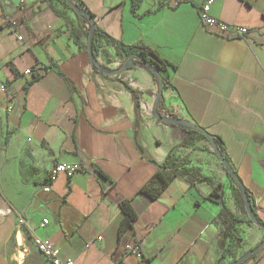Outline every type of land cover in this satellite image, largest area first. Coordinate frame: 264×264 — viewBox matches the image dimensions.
<instances>
[{"label": "crops", "instance_id": "obj_1", "mask_svg": "<svg viewBox=\"0 0 264 264\" xmlns=\"http://www.w3.org/2000/svg\"><path fill=\"white\" fill-rule=\"evenodd\" d=\"M21 1L0 0V100L12 128L0 147V264H50L34 237L74 264H228L218 240L230 221L208 197L217 189L241 219L238 187L206 138L153 114L158 103L161 116L222 139L264 226V0H216L211 7L213 18L250 30L245 40L204 29L198 7L208 0L176 8L172 0H140L135 13L130 0H80L116 43L150 48L177 67L168 68L161 97L154 75L136 61L118 76L100 73L87 50L89 25L72 0L53 2L60 16L45 0ZM97 58L110 71L125 61L105 42ZM35 73L41 78L28 85ZM170 156L189 175L161 170ZM57 164L81 170L50 183ZM147 187L161 190L157 198L143 193ZM123 201L136 212L133 231L125 225L120 232ZM258 232L253 250L264 243ZM134 243L141 258L126 252ZM244 264H264V247Z\"/></svg>", "mask_w": 264, "mask_h": 264}, {"label": "trees", "instance_id": "obj_2", "mask_svg": "<svg viewBox=\"0 0 264 264\" xmlns=\"http://www.w3.org/2000/svg\"><path fill=\"white\" fill-rule=\"evenodd\" d=\"M45 1L48 4V8L52 9L58 16H60V13L55 10V8L53 6V2L54 1H60V2H63L64 4H67L69 2V0H45ZM72 1L75 3L74 4L75 7L79 10V12L81 14H84L85 12L89 13L88 11H86L84 9V5L80 0H72ZM130 1L132 2L133 12L135 13L140 8V5H141L140 0H130ZM81 16H82V19L89 25V29L87 30V32L89 33L90 23L86 18L83 17V15H81ZM73 34L75 36V41L77 43H79L81 36L77 35V33H75V32ZM103 42H105L106 44H109V45L116 46L117 54L121 58L127 59L131 55H136L143 63L150 64L161 75L162 80H163V88L166 89L169 86L168 68L171 67L172 69L176 70L177 67L175 65L170 64L168 61L164 60L156 51H154L150 48H147V47H141V48L128 47L122 43H116V41L114 39H112L106 33L100 31L97 28L95 31V34L93 36L92 44H91V48H92V51H93L95 56H98L99 51L102 48ZM136 63L145 67L144 64L139 62V61H136ZM40 78H41V75L36 74V73L33 74V77L31 79V81H29L28 85L35 83ZM154 78L157 81V77L155 75H154ZM185 131H187L189 133H196L195 131H192V130H185ZM202 137L205 138L203 135H202ZM216 142L218 144V147H219L221 153L224 155V157L227 160L228 154H227V151H226V148H225V145H224L222 139L217 137ZM191 143L192 142L188 140L184 143V145H191ZM160 169L161 170H171L175 176H187V175H189L188 170H185V169H183L182 171L179 170V167H177L175 161L173 160V158L171 156L166 160V162L164 164H162L160 166ZM196 177H198V176H196ZM156 178L161 180L162 188H164L168 185V180L162 176L161 172H159L157 174ZM198 178H200V177H198ZM199 181L211 183V181L208 179H199ZM190 182L192 185H195L194 181H190ZM160 191H161L160 189H154L152 187H147L143 190V193L148 195L149 197L155 199L160 194ZM236 191H237L236 197H235L236 203L238 205H240L241 207H243V209H245L244 202H243V199H242V196H241L239 189L236 188ZM246 193H247V196H248L252 206L254 207L253 199H252L250 193L247 190H246ZM208 199L221 204L223 207L222 217L224 218L225 221H230L229 225L227 226V228L224 231V242L221 244V247L223 250L221 260H224L226 258L231 257L232 250L235 247L236 240H237L235 237V232H236L235 224L240 223L242 221L239 218L233 216L228 211V209L225 206L224 200H223V195L218 193L217 189H214V191L208 197ZM120 210L124 216L122 225L120 227L121 228L120 232L123 230V227L125 225L129 226L131 228V230L133 231L135 222L137 220V215H136V212L133 209L131 203L129 201H123L120 204ZM254 214L256 215V217L258 219V216H257L255 210H254ZM258 221L260 222L261 225H263L259 219H258ZM249 223H252V222L249 221ZM225 240H228L226 244H225Z\"/></svg>", "mask_w": 264, "mask_h": 264}, {"label": "built area", "instance_id": "obj_3", "mask_svg": "<svg viewBox=\"0 0 264 264\" xmlns=\"http://www.w3.org/2000/svg\"><path fill=\"white\" fill-rule=\"evenodd\" d=\"M23 2L24 1L22 0L21 3ZM191 2V0H172L170 2V6L171 8H176L181 4ZM215 2L216 0H208L203 5L198 7L200 20L204 29L212 35H216L225 39H247L250 34V30H248L247 28L226 24L218 19L213 18L210 15L211 7ZM26 74L30 75L31 71L28 70ZM3 91L5 92L6 88H3ZM7 110L11 111L12 108L8 107ZM162 116L165 118L173 119V116L170 114H162ZM79 170H81V168L77 165L57 164L51 172L50 183L55 181L60 174L72 175ZM45 191L50 192V185L46 187ZM19 224L28 228V222L23 218L19 219ZM48 224V220H44L42 223L43 227L47 226ZM33 240L38 251L50 264H74V262L70 259L64 261L60 258L61 251L56 245L48 241H44L38 237H34ZM125 249L128 254L135 255L139 258L142 257L141 248L136 243L128 244Z\"/></svg>", "mask_w": 264, "mask_h": 264}, {"label": "water", "instance_id": "obj_4", "mask_svg": "<svg viewBox=\"0 0 264 264\" xmlns=\"http://www.w3.org/2000/svg\"><path fill=\"white\" fill-rule=\"evenodd\" d=\"M69 5L77 14H79L80 16L83 15V17L86 18L90 23V31H89V35H88L87 50H88V54H89V57H90L92 64L95 65L99 69L100 73H102L103 75L108 76V77H114V76H118L119 74H121L124 71H127L132 66L134 61H139V62L143 63L136 55H131L127 59H125L123 65L118 70L110 71V70L104 69L101 66L97 56L94 55L92 48H91L92 39H93V36H94L95 31L97 29L96 22L94 21L93 17L89 13L85 12L84 14H81L79 12V10L75 7L74 3L69 2ZM143 64L153 75H155L157 77V82H158L159 90H160L159 97H161L162 93H163V80H162L161 75L150 64H148V63H143ZM157 104L158 103H156V107H157ZM156 107H155L154 114H153L155 119H157V120H159L162 123L167 124V125L180 127L182 129H185V130H192V131L198 132L201 135H203L210 142V144L213 147V151L215 152V154L217 155V157L221 161L225 171L227 172V174L231 177V179L234 181V183L238 187V189L241 193V196H242V199L244 202L245 211L248 215L249 220L253 223V225H255L257 228H259L260 230H262L264 232V226H262L260 224L256 215L254 214V207L252 206V204H251V202L247 196L245 188L243 187L240 179L238 178V176L235 173V171L233 170V168L230 166V164L228 163V161L226 160L224 155L221 153V151L218 147V144L216 142V137L198 125H195V124L183 121V120H179V119L165 118V117L161 116L156 111ZM263 247H264V243L260 247H258L257 249H254V250L250 251L249 253H247L243 258L239 259L238 261L234 262L233 264H244L250 258H252L254 255H256Z\"/></svg>", "mask_w": 264, "mask_h": 264}, {"label": "rangeland", "instance_id": "obj_5", "mask_svg": "<svg viewBox=\"0 0 264 264\" xmlns=\"http://www.w3.org/2000/svg\"><path fill=\"white\" fill-rule=\"evenodd\" d=\"M3 88L5 85L0 87V94L3 92ZM2 93V94H3ZM12 134V128L9 124L8 114L4 110V100H0V147L4 148L8 144L9 136ZM239 209L241 211V219L245 222V226H241L237 223L235 237L236 244L232 250L231 257L227 258L228 264H233L239 259L243 258L247 253L252 251V247L254 242L257 239V235L259 234V229L255 228L256 226L253 223H249L248 215L246 214L245 209L240 205ZM224 231L225 229H220L218 245L219 248L222 249L221 244L224 242ZM228 240H225V244Z\"/></svg>", "mask_w": 264, "mask_h": 264}]
</instances>
